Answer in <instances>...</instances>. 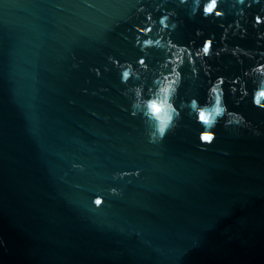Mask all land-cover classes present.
I'll return each mask as SVG.
<instances>
[{
    "label": "water",
    "instance_id": "95a60500",
    "mask_svg": "<svg viewBox=\"0 0 264 264\" xmlns=\"http://www.w3.org/2000/svg\"><path fill=\"white\" fill-rule=\"evenodd\" d=\"M190 3L0 0V264H264V109L251 95L237 105L239 93L226 83L229 109L259 135L221 120L215 142L202 146L203 129L184 108L180 126L149 143L108 60L136 65L145 55L135 44L142 35L135 26H146L141 5L156 28L164 9L176 10L172 19L182 23L174 41L200 46L212 36L221 47V18L193 16ZM220 7L225 25L238 18L230 0ZM237 7L245 9L247 36L230 30L227 43L264 51L256 36L264 24L253 27L264 0ZM149 51L156 67L163 53ZM242 59L214 56L210 78L243 75L255 60ZM181 71L187 77L190 66ZM208 79L202 71L198 80L185 78L177 107L193 96L203 104ZM245 79L251 93L255 85ZM151 83L149 75L145 91ZM136 169L139 176H114Z\"/></svg>",
    "mask_w": 264,
    "mask_h": 264
},
{
    "label": "clouds",
    "instance_id": "9594fccd",
    "mask_svg": "<svg viewBox=\"0 0 264 264\" xmlns=\"http://www.w3.org/2000/svg\"><path fill=\"white\" fill-rule=\"evenodd\" d=\"M180 2L187 3L188 0H180ZM251 2L252 0H249V6H251ZM237 3L243 4L244 0H230V7L235 9L238 18L225 25L222 18L226 13L220 7L221 0H191L190 8L193 16L202 14L203 18H221L220 27L223 28V33L220 37L222 46L219 48L215 47L212 36L205 37L200 46H189L174 41L172 32L182 23V21L172 19L178 16L175 9H164L165 14L160 16L159 28H156L157 20L153 18L152 12L148 11L144 5L137 8V14L145 13L146 26H135L138 33L142 34L137 35L135 44L145 55L138 58L136 65L130 61L121 62L113 56H109L108 60L119 69L121 83L126 85L123 95L131 100V114L142 117L146 125L149 143H161L169 133L174 132L180 126L181 110L184 108L189 109V115L193 116L203 129L199 133L202 146L215 142L214 129L221 120H223L226 129L230 127L247 128L259 135L251 121L247 120L241 112L229 109L225 99L224 85L229 83L231 94L235 96L237 92L239 93V97L235 100L237 105L251 95L253 106L264 109V51L246 49L239 44L229 45L227 43L230 30L232 36L239 35L241 39L247 36V28L241 24V19L246 17V12L244 8H238ZM156 7L159 9L162 5L157 4ZM261 11H264V8ZM261 24H264V16L256 14L253 27ZM196 35L202 36L203 31L197 29ZM256 36L258 43L260 40H264V31H258ZM190 44L194 45L195 42L191 41ZM150 49H156L163 53V59L158 62L156 67L150 66L147 62V56L151 55ZM222 54L235 57L240 64L244 62L242 57L254 59L255 63L243 69V75L231 78L217 75L213 80L210 78L211 73L217 69L208 61L214 56L219 58ZM186 63L190 66V74L187 77L181 71ZM96 71L99 75V69ZM201 71L206 77H209L205 102L201 104L199 99L193 96L190 100L182 101L180 107H177L176 100L183 81L185 78L193 81L200 79ZM149 75L152 78V83L147 86V91H145ZM245 78H250L255 85L251 93H249ZM129 81H134V83L130 84ZM73 166L83 169V166L79 164ZM133 175L139 176L140 170L114 174L115 177L121 178ZM109 191L114 195L121 194L116 187H112ZM93 203L96 207H101L104 204V199L101 195H97ZM2 243L3 241L0 240V244Z\"/></svg>",
    "mask_w": 264,
    "mask_h": 264
}]
</instances>
